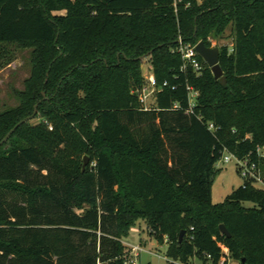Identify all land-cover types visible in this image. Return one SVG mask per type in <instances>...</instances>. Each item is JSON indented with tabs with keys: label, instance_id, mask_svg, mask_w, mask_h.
<instances>
[{
	"label": "trees",
	"instance_id": "16d2710c",
	"mask_svg": "<svg viewBox=\"0 0 264 264\" xmlns=\"http://www.w3.org/2000/svg\"><path fill=\"white\" fill-rule=\"evenodd\" d=\"M180 37H232L226 84L201 55V73L185 67ZM11 46L31 50L32 69L0 141L41 102L0 145V264H125L140 220L174 260L264 264V189L243 181L212 200L225 149L257 159L264 144V0H0L3 65ZM146 60L168 82L150 109L133 92ZM85 154L84 169L72 157Z\"/></svg>",
	"mask_w": 264,
	"mask_h": 264
},
{
	"label": "rangeland",
	"instance_id": "374dc122",
	"mask_svg": "<svg viewBox=\"0 0 264 264\" xmlns=\"http://www.w3.org/2000/svg\"><path fill=\"white\" fill-rule=\"evenodd\" d=\"M226 43H232V37L224 39L222 41L213 40V46H220ZM11 52H13V60L8 65H3L10 56L0 58V112L16 106L19 103L18 98L13 93V87L23 89L25 86V80L31 75V50L21 49L17 46H11ZM143 70L146 79L152 74L150 62L147 60L143 63ZM155 99L151 101L150 106L154 105ZM39 119H35L34 122H38ZM89 156V161L86 165L93 166L95 161L89 154L72 157L73 160H79L84 167L85 157ZM217 167L220 169L214 178L213 183V202L223 201L228 194H230L235 188L240 187L243 184V177L241 176L238 165L235 160L229 163H225L223 159L219 160ZM133 230V231H132ZM134 235H129L125 238V242L132 244H139L143 248L141 257L138 258L139 264H213L211 259H202L198 256L193 257L188 263H184L181 260H174L167 256L169 243L167 241H159L155 237L150 236L146 231V223L143 220L138 221L136 227L132 228ZM141 237H139V233ZM127 245V244H126ZM128 249H131L127 245ZM226 251H228L226 249ZM229 264H239L236 259L230 260Z\"/></svg>",
	"mask_w": 264,
	"mask_h": 264
},
{
	"label": "built area",
	"instance_id": "2783aa9c",
	"mask_svg": "<svg viewBox=\"0 0 264 264\" xmlns=\"http://www.w3.org/2000/svg\"><path fill=\"white\" fill-rule=\"evenodd\" d=\"M179 42V47L174 51H178L182 54L185 67L191 66L195 71L201 73L203 69V62L199 58L200 54L196 49V44L184 43L181 37ZM167 84L168 82H165L163 86H158L157 78L152 71V74L148 76L147 82L143 86L134 89L133 92L138 95L141 107L143 109H150L152 107L150 106L151 101ZM188 89L189 105L187 107V112L194 113L199 91L192 86H188ZM209 129L215 133L219 130V127L215 123L210 122ZM256 154L257 159L252 157L251 154L239 156L238 154L225 149L224 155L221 159H223L225 163L235 160L238 165L239 172L243 177V181H253L258 187L264 189V167L262 165L264 160V144L257 147ZM125 244L131 247L125 256V264H139L138 258L143 251L142 246L140 244H132L127 242H125ZM226 249L227 248H225V250ZM208 256L211 257V255ZM230 260V256L223 257L220 260V264H229Z\"/></svg>",
	"mask_w": 264,
	"mask_h": 264
},
{
	"label": "water",
	"instance_id": "95a60500",
	"mask_svg": "<svg viewBox=\"0 0 264 264\" xmlns=\"http://www.w3.org/2000/svg\"><path fill=\"white\" fill-rule=\"evenodd\" d=\"M196 49L199 52V54L203 57V59L206 61V63L211 67L215 78L220 80L221 83L226 84L227 82V77L224 74V70L221 66L220 63V59H221V47L220 46H213V45H208L204 40H200L197 44H196ZM152 53V51L148 54L150 55ZM147 55H144L140 58L144 59L146 58ZM47 98V97H45ZM41 101H39L38 103L35 104V109L33 114L25 117L24 119H22L20 122H18L15 127H13L8 134L3 138L2 141H0V145L4 144L5 142L8 141V139L10 138V136L14 133V131L23 123H26L30 120H32L38 113V107ZM89 161V156L85 157V163H84V169L86 168V165ZM220 229L222 231L223 234L227 235L228 237L232 236L231 231L228 229V227L226 226V224L222 223L220 225ZM186 233V230H183L180 236V240L182 241L184 235ZM242 261L245 263L246 258H243Z\"/></svg>",
	"mask_w": 264,
	"mask_h": 264
},
{
	"label": "crops",
	"instance_id": "0c3cea01",
	"mask_svg": "<svg viewBox=\"0 0 264 264\" xmlns=\"http://www.w3.org/2000/svg\"><path fill=\"white\" fill-rule=\"evenodd\" d=\"M133 231V230H132ZM132 231H131V235H134L133 233H132ZM140 231H138V233H139ZM139 237H141V233H139ZM130 238V237H129ZM140 245H141V243H139ZM139 257H141V254H140V256Z\"/></svg>",
	"mask_w": 264,
	"mask_h": 264
}]
</instances>
